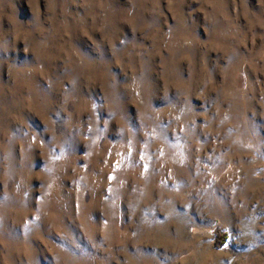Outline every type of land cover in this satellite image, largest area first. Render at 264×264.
Returning <instances> with one entry per match:
<instances>
[{
  "label": "rangeland",
  "instance_id": "rangeland-1",
  "mask_svg": "<svg viewBox=\"0 0 264 264\" xmlns=\"http://www.w3.org/2000/svg\"><path fill=\"white\" fill-rule=\"evenodd\" d=\"M0 264H264V0H0Z\"/></svg>",
  "mask_w": 264,
  "mask_h": 264
},
{
  "label": "trees",
  "instance_id": "trees-1",
  "mask_svg": "<svg viewBox=\"0 0 264 264\" xmlns=\"http://www.w3.org/2000/svg\"><path fill=\"white\" fill-rule=\"evenodd\" d=\"M225 241H226V238L223 237V238L220 240V243L223 245Z\"/></svg>",
  "mask_w": 264,
  "mask_h": 264
}]
</instances>
